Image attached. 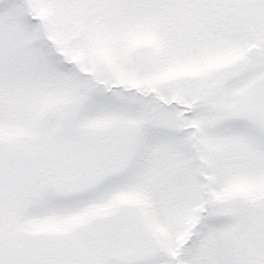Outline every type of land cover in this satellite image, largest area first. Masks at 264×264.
<instances>
[{"label":"snow or ice","instance_id":"1","mask_svg":"<svg viewBox=\"0 0 264 264\" xmlns=\"http://www.w3.org/2000/svg\"><path fill=\"white\" fill-rule=\"evenodd\" d=\"M0 264H264V0H0Z\"/></svg>","mask_w":264,"mask_h":264}]
</instances>
